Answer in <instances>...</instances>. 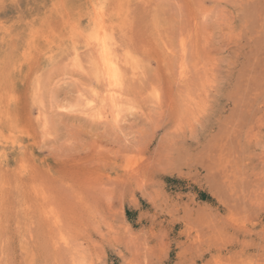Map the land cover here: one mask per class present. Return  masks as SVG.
Instances as JSON below:
<instances>
[{"label": "rangeland", "instance_id": "1", "mask_svg": "<svg viewBox=\"0 0 264 264\" xmlns=\"http://www.w3.org/2000/svg\"><path fill=\"white\" fill-rule=\"evenodd\" d=\"M0 264H264V0H0Z\"/></svg>", "mask_w": 264, "mask_h": 264}, {"label": "bare ground", "instance_id": "2", "mask_svg": "<svg viewBox=\"0 0 264 264\" xmlns=\"http://www.w3.org/2000/svg\"><path fill=\"white\" fill-rule=\"evenodd\" d=\"M103 9V6H97L94 9L95 18L93 20L92 34L87 38L86 45L90 46L94 51L93 53L95 55L94 59L96 64L95 72L98 73V75L102 78V81L105 83L103 91L104 94H102L101 101L107 103L114 111L121 104L120 86L124 78L122 76L120 64L129 59L126 57L121 58L117 53V41L112 35L113 33L109 31L108 22L106 20V11ZM74 56H76V54H74ZM123 73L125 72L123 71ZM85 107L89 110H94L93 107L95 106H93L92 100H86L84 103V108Z\"/></svg>", "mask_w": 264, "mask_h": 264}]
</instances>
